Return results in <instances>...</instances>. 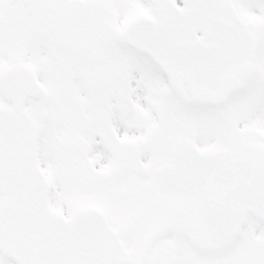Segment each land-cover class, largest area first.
I'll use <instances>...</instances> for the list:
<instances>
[{
  "label": "snow or ice",
  "instance_id": "1",
  "mask_svg": "<svg viewBox=\"0 0 264 264\" xmlns=\"http://www.w3.org/2000/svg\"><path fill=\"white\" fill-rule=\"evenodd\" d=\"M0 264H264V0H0Z\"/></svg>",
  "mask_w": 264,
  "mask_h": 264
}]
</instances>
